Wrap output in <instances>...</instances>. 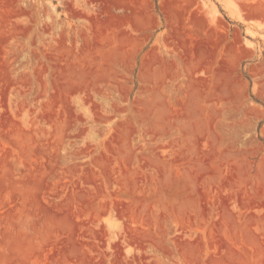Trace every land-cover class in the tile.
<instances>
[{"label": "rangeland", "instance_id": "rangeland-1", "mask_svg": "<svg viewBox=\"0 0 264 264\" xmlns=\"http://www.w3.org/2000/svg\"><path fill=\"white\" fill-rule=\"evenodd\" d=\"M0 264H264V0H0Z\"/></svg>", "mask_w": 264, "mask_h": 264}, {"label": "bare ground", "instance_id": "bare-ground-1", "mask_svg": "<svg viewBox=\"0 0 264 264\" xmlns=\"http://www.w3.org/2000/svg\"><path fill=\"white\" fill-rule=\"evenodd\" d=\"M2 37V36H1ZM200 65V64H199ZM179 158V157H178ZM22 170H24V169H22ZM46 174H48V173H46ZM200 177V176H199ZM16 181V180H15ZM33 181V180H32ZM42 182V181H41ZM44 183V182H43ZM47 185V184H46ZM46 189V188H45ZM53 211V210H52ZM56 216V215H55ZM71 217V216H70ZM78 223V222H77ZM74 237V236H73ZM64 247V246H63ZM42 253V252H41ZM224 258V257H223ZM195 259V258H194ZM85 262V261H84Z\"/></svg>", "mask_w": 264, "mask_h": 264}]
</instances>
